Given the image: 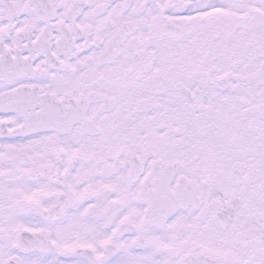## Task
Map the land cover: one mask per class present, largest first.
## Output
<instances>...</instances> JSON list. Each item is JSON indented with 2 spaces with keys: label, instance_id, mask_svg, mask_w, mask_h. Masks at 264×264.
Returning <instances> with one entry per match:
<instances>
[{
  "label": "snow or ice",
  "instance_id": "1",
  "mask_svg": "<svg viewBox=\"0 0 264 264\" xmlns=\"http://www.w3.org/2000/svg\"><path fill=\"white\" fill-rule=\"evenodd\" d=\"M0 264H264V0H0Z\"/></svg>",
  "mask_w": 264,
  "mask_h": 264
}]
</instances>
